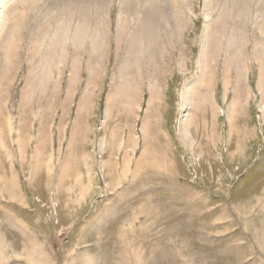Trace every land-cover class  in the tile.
<instances>
[{
  "label": "rangeland",
  "instance_id": "374dc122",
  "mask_svg": "<svg viewBox=\"0 0 264 264\" xmlns=\"http://www.w3.org/2000/svg\"><path fill=\"white\" fill-rule=\"evenodd\" d=\"M135 1L130 18L121 0H9L8 22L22 19L0 49V264H264V0H168L181 28L170 40L158 23L157 93L141 45L130 98L120 74L149 6ZM85 11L89 34L105 31L97 64L90 35L81 51L73 39ZM236 21L243 93L231 121ZM208 23L224 29L201 83ZM192 86L208 96L200 108L183 99ZM188 114L193 145L179 127Z\"/></svg>",
  "mask_w": 264,
  "mask_h": 264
},
{
  "label": "bare ground",
  "instance_id": "6f19581e",
  "mask_svg": "<svg viewBox=\"0 0 264 264\" xmlns=\"http://www.w3.org/2000/svg\"><path fill=\"white\" fill-rule=\"evenodd\" d=\"M71 1V0H70ZM73 1V3H75V0H72ZM89 1H91V0H89ZM124 2L122 3V0H121V4L120 5H122L123 4V10H125V14L127 13V14H130L131 15V17L130 18H132V16H135V14L137 15V12L139 13V11H138V7L139 6H137L138 5V2L139 1H135V0H123ZM147 1V0H146ZM245 1H247V0H245ZM28 2V1H27ZM31 2V1H30ZM29 2V3H30ZM62 2H64V1H62ZM93 2H95V3H100L101 2V0H93ZM105 2V1H104ZM168 2V3H167ZM147 3H149V4H147ZM86 4V3H85ZM105 4V3H104ZM140 4H141V6H142V2H141V0H140ZM144 4H146V5H149V6H147L146 8H144V14H143V16L140 18V24L138 25V23H137V25H138V27H137V29L135 30V31H133L132 33H131V37H130V39H129V41H128V50H129V53H128V55H127V59H126V61L124 62V67L122 68V70H123V74L121 75L120 73V76H123L124 75V73H126V76H124V79L122 78V80H123V83L120 85V90H121V92H122V94L123 95H125L126 97H128V96H130V98H132L133 97V95L135 96V94H136V91H137V89H138V87H137V83L138 82H136V85L135 84H133V83H135L133 80H131V79H133L132 77H130V76H128L129 75V73H127L128 72V70L129 69H131L132 67H134V63L136 62V60L138 61V59H141V60H145L147 57H145L144 55H142V54H144L143 52H139L140 51V49H142V47L140 48V46L141 45H143L144 47H145V49L147 50V54H148V60H149V63L151 64V65H153V70L151 71V75L150 76H153V77H151V79H149L150 80V88H153V90H154V92H155V94L157 93V90H156V87L155 86H157L158 85V83L160 84V81H158V80H155V76L154 75H152V74H155L157 71H159L158 69H160V68H162L160 65L162 64V57H163V54H164V47H163V44L161 45V40H160V38H159V36H158V34L160 33V32H158V29H160L161 27H159L158 28V26H159V24L158 23H160L161 22V25L163 26V28L166 30V33H167V36H168V38L170 39V40H172L173 39V32L175 31V30H177V28L179 27V28H181L180 26H181V23L179 22V21H177V19H174L173 17H172V14H171V10H170V8L168 7L169 6V1L168 0H148L146 3H144ZM164 4H165V6H164ZM245 4H247V3H245ZM13 5V4H12ZM69 5V4H68ZM99 5V4H98ZM31 6V7H30ZM30 8H33V7H35V6H33V2L32 3H30ZM104 6V5H103ZM140 6V7H141ZM8 7H9V0H0V49H1V47L3 48H8V47H10V46H12V42H13V40L14 39H16V34H18L17 33V31H18V28L17 27H19V23L18 22H20L19 20H18V18L19 19H22V15H14V18H15V21H14V23H9L8 22V18L6 19V10L8 9ZM86 7V6H85ZM11 8V7H10ZM71 8V7H70ZM100 8H101V5H100ZM103 8V7H102ZM101 8V9H102ZM121 8V7H120ZM226 8V7H225ZM29 9V8H28ZM98 9H99V7H98ZM140 9V11H141V8H139ZM32 10H34V9H31V11ZM9 11V10H8ZM68 12V11H67ZM71 13H73V12H71ZM98 13V12H97ZM122 13V12H121ZM141 13V12H140ZM8 14V13H7ZM20 14V13H19ZM23 14V13H22ZM67 14H69V13H67ZM125 14H123V15H125ZM142 14V13H141ZM221 14V13H220ZM223 14V13H222ZM71 15V14H70ZM130 15H128V16H130ZM16 16V17H15ZM64 16V15H63ZM72 16V15H71ZM79 16V15H78ZM93 16V15H92ZM9 17V16H8ZM12 18V17H11ZM64 18V17H63ZM70 18V17H69ZM69 18H67V19H69ZM72 18V17H71ZM121 18H123V17H121ZM220 18V17H219ZM10 19V18H9ZM124 19H126V17L124 18ZM129 19V18H128ZM128 19H126L127 21H129ZM222 19V18H221ZM11 20V19H10ZM89 20V14H86V11L82 14V18L80 19V23H79V25H78V27H76L77 29H75L76 30V33H75V36H74V38L73 39H76V47L78 48V50L79 51H81L80 50V48H82V46H84L85 44H84V42H85V38H86V36L89 34V32L88 31H90L89 30V25L87 26V21ZM125 20V23H127V21ZM165 20V21H164ZM65 21V20H64ZM131 21V20H130ZM163 21H164V23H163ZM213 21V20H212ZM223 21V20H222ZM120 22V21H119ZM121 22H123V21H121ZM120 22V23H121ZM132 22H133V20H132ZM135 22V21H134ZM137 22V21H136ZM136 22H135V24H136ZM172 22L173 23V25H172V27L170 28V26H168L170 23ZM68 23V22H67ZM119 23V24H120ZM70 24V23H69ZM88 24H89V22H88ZM124 24V23H123ZM235 25H233L234 26V30H233V33H232V37L229 39V43H228V46H227V48H228V57L226 58V62L227 63H229L230 65H235L236 66V69H237V79H236V83H235V85H234V96H233V100H232V102L230 103V120L232 121L233 120V117L235 116V114H236V106L238 105V103L240 104V99H242V87H241V81L243 80L242 79V77H241V75H242V73H240V72H242L241 71V67H240V62H239V59H238V57H237V52L238 51H241V49H240V47H241V42L240 41H238L239 39L238 38H240V31H241V25L239 24V22H235L234 23ZM18 25V26H17ZM99 25V24H98ZM96 25L97 27H96V29H95V27H94V30H93V32H92V35H90V37H91V45H90V49H89V55H90V58L93 60V58L95 59V60H97L96 59V57H98L99 55L101 56V49H102V45L104 44L103 43V40L104 39H106L105 38V31L103 30V26L102 25ZM133 25V24H132ZM136 25V26H137ZM67 26V25H66ZM120 26V25H119ZM118 26V27H119ZM125 26V25H124ZM209 25V23L207 24V30L209 29V31L205 34V44H204V46H203V49H202V53H201V60H200V65H202L201 66V68H202V72H201V75H200V77L203 79L202 80V82L201 83H204V82H207L208 80V77H207V74H206V69H207V66L205 65L206 64V59L205 58H208L209 57V55H210V57H211V55H214V53H215V51H216V49H213L212 50V45H214V41L217 39V34H216V31L217 30H219V33L220 32H223V31H221V30H223V29H220L219 28V26L220 25H215V26H213V29L214 30H212V26H210ZM65 27V26H64ZM103 27V28H102ZM111 27V26H110ZM124 28V27H123ZM134 28V27H133ZM163 28H161V29H163ZM206 28V27H205ZM211 28V29H210ZM62 29V28H61ZM92 29V28H91ZM119 29H120V27H119ZM135 29V28H134ZM58 30V29H57ZM131 30V29H130ZM179 30V29H178ZM74 31V30H73ZM92 31V30H91ZM104 31V32H103ZM155 31H156V33H155ZM160 31V30H159ZM173 31V32H172ZM64 32H65V35H64ZM120 32V34L122 33V35H123V33H126V32H122V31H119ZM62 33H63V35L64 36H66V35H68V31L67 30H62ZM117 33H118V31H117ZM60 34V33H59ZM58 34V35H59ZM119 34V33H118ZM117 34V35H118ZM119 34V35H120ZM129 34H130V32H129ZM129 34H126L127 36L129 35ZM70 35V34H69ZM68 35V36H69ZM159 35H161V34H159ZM55 36V35H54ZM61 36V35H60ZM223 36V35H222ZM3 37V38H2ZM57 37H59V36H57ZM71 37V36H70ZM103 37H104V39H103ZM118 37V36H117ZM124 37V36H123ZM260 37V36H259ZM18 38V37H17ZM120 37H118V40H120L119 39ZM219 38V37H218ZM59 39V38H58ZM128 39V38H127ZM17 40V39H16ZM117 40V39H116ZM121 40H123V38L121 39ZM259 40H260V38H259ZM56 40H54L53 41V43L55 44L56 42H55ZM118 42V41H117ZM126 42H127V40H126ZM217 42V41H216ZM21 43V42H20ZM163 43V42H162ZM261 43V42H260ZM260 43H259V45H260ZM16 44V43H15ZM51 44V43H50ZM53 44V45H54ZM52 45V46H53ZM217 45V44H216ZM257 45V44H256ZM15 46V45H14ZM51 45H50V47H52ZM55 46V45H54ZM216 47V46H215ZM257 47V46H256ZM256 47L254 46V53H257V51L259 50V49H256ZM38 48V47H37ZM54 48V47H53ZM53 48H51L52 50H53V53L55 52L54 51V49ZM76 48V49H77ZM242 48V47H241ZM9 49V48H8ZM49 49V50H48ZM47 50V55H46V57L48 56V55H52V53H51V51H50V48H48ZM103 49H105L104 47H103ZM37 50V49H36ZM128 50H127V52H128ZM125 51H126V49H125ZM141 51H143V49L141 50ZM144 52H145V50H144ZM34 53H35V50H34ZM49 53V54H48ZM51 53V54H50ZM142 53V54H141ZM79 54H81V53H79ZM140 54V55H139ZM260 54H262L261 52L259 53V55ZM7 55V54H6ZM78 55V54H77ZM124 55V54H123ZM11 56V55H10ZM50 56H48L49 58H50ZM75 56V55H74ZM240 56V55H239ZM257 56H258V54H257ZM8 57V56H7ZM47 57V58H48ZM78 57V56H77ZM241 57V56H240ZM44 59V64H45V66L47 67V65H49V68H51V66H50V61H51V58L49 59V61H47L48 59ZM215 58H216V56H215ZM258 58H260V57H258ZM78 59V58H77ZM76 59V60H77ZM123 59V58H122ZM9 60V59H8ZM42 60V59H41ZM90 60V59H89ZM260 60V59H259ZM91 61V60H90ZM89 61V62H90ZM94 61V60H93ZM92 61V62H93ZM122 61V60H121ZM91 62V63H92ZM97 62H100V60L98 61H96V63L95 64H97ZM147 62V61H146ZM62 63V62H61ZM137 63V62H136ZM143 63H144V61H143ZM87 64H88V62H87ZM140 64V63H139ZM139 64H137V65H139ZM142 64V63H141ZM140 64V65H141ZM148 64V63H147ZM261 64H263V62L261 63ZM89 65V64H88ZM92 65H94V63L93 64H91L90 65V67L89 68H91V66ZM139 65V66H140ZM3 66V65H2ZM42 66V65H41ZM80 66V65H79ZM122 66H123V64H122ZM146 66V65H145ZM36 67V66H35ZM39 67V66H38ZM43 67H44V65H43ZM43 67H41L42 68V71H43V69L45 68H43ZM102 67V66H101ZM92 70L94 71H96V69H94V67L92 66ZM119 68V67H118ZM138 68V67H137ZM227 68V67H226ZM231 68V67H230ZM244 68V67H243ZM48 69V67L46 68V69H44V70H47ZM78 69V68H77ZM81 69V68H80ZM151 69V68H150ZM235 69V70H236ZM0 70H2V67H1V65H0ZM32 70H34V69H32ZM91 69H89L88 70V72L90 71ZM91 70V71H92ZM121 70V71H122ZM135 70V69H134ZM41 71V72H42ZM48 71L50 72V70L48 69ZM48 71H46V72H48ZM3 72H4V70H3ZM2 72V73H3ZM74 72V71H73ZM133 72V71H132ZM1 73V72H0ZM90 73H93V72H90ZM244 73V72H243ZM95 73H93V75H94ZM134 73H132V75H133ZM157 74V73H156ZM155 74V75H156ZM47 75V74H46ZM45 74H44V76H42L43 78L45 77H47ZM158 75V74H157ZM49 76V75H48ZM91 76V75H90ZM135 76V75H134ZM243 76V75H242ZM40 78V79H42V80H44L43 78ZM93 77V76H92ZM92 77H88V78H90V80H89V82H92L91 81V78ZM159 77V76H158ZM199 77V78H200ZM32 78H35V76H33ZM48 78V77H47ZM94 78H95V76H94ZM198 78V77H197ZM72 79H74L73 77H72ZM76 79V78H75ZM135 79V78H134ZM137 79V78H136ZM158 79V78H157ZM242 79V80H241ZM33 80V79H32ZM38 80V79H37ZM94 81V80H93ZM36 82V81H35ZM158 82V83H157ZM43 83V82H42ZM32 84V83H31ZM117 84V83H116ZM89 85V84H88ZM201 85V84H200ZM206 86H207V83L205 84ZM134 86V87H133ZM262 86V85H261ZM90 87V86H89ZM29 88V87H28ZM196 89H197V87H196ZM196 89L195 88H193V86H192V88L190 89H185L184 90V92H183V99L185 100V104L186 105H191V106H193L194 108H195V104L197 105V108H200V106L201 105H204V103L206 102V100L208 99V96H207V94L206 93H204V90H203V93H201V91H199V89L196 91ZM261 89H263V88H261ZM210 90V89H209ZM89 92V91H88ZM198 92V93H197ZM86 94H88V93H86ZM197 95V96H196ZM151 96H153V95H151ZM87 98V97H86ZM89 99V98H88ZM88 101V100H87ZM186 105H184V106H186ZM196 108V109H197ZM203 108H204V106H203ZM236 108V109H235ZM215 109V108H214ZM229 112V111H228ZM229 115V114H228ZM153 119V118H152ZM147 120V119H146ZM235 120V119H234ZM145 122V121H144ZM193 124V121H192V118H191V114H188V116L186 115V118L185 119H183V120H181V122H180V131H181V133H182V135H183V137H184V140H186V141H190V145H193V143H194V141H193V139H192V133H191V125ZM235 124V123H234ZM144 125V124H143ZM148 124H147V122H146V126H144V128H147L148 126H147ZM148 129V128H147ZM150 130V129H149ZM155 133V132H154ZM150 136V135H149ZM155 137V136H154ZM153 137V138H154ZM212 139V138H211ZM210 139V140H211ZM211 141H213V140H211ZM189 145V144H188ZM147 150V149H146ZM155 160V159H154ZM151 163V162H150ZM30 250V249H29ZM32 251V250H31ZM36 252H37V250H34L33 252H32V254H30V261H31V263H34L35 262V257H36ZM142 257V256H141ZM141 257L139 256V255H137V260H142L141 259ZM42 259V258H41ZM37 260V259H36ZM41 262V261H40ZM91 264H97L94 260H93V262L91 263Z\"/></svg>",
  "mask_w": 264,
  "mask_h": 264
}]
</instances>
